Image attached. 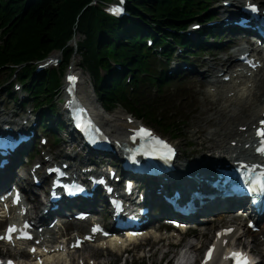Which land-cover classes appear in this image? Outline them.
<instances>
[{"label":"trees","instance_id":"1","mask_svg":"<svg viewBox=\"0 0 264 264\" xmlns=\"http://www.w3.org/2000/svg\"><path fill=\"white\" fill-rule=\"evenodd\" d=\"M89 2L0 0V71L10 73L19 68L21 88L33 109L41 111L42 130H56L60 124L50 123L54 119L51 96L57 88L59 71L33 75V63L56 51L65 65L76 52L101 106L111 110L120 107L154 125L162 134H171L176 130L171 119L173 104L162 93L168 81L164 72L158 74L153 68L160 61L150 54L143 33L151 36L153 46H163V57L172 42L177 45L182 41L175 34L186 29L190 21L212 18L205 6L209 0H125L127 15L136 20L124 18L120 22L104 16ZM75 35L80 40L73 48L69 43ZM181 46L193 49L189 43ZM113 65L123 71L116 72ZM126 72L128 79L124 77ZM149 88L155 89V98L145 94Z\"/></svg>","mask_w":264,"mask_h":264},{"label":"bare ground","instance_id":"2","mask_svg":"<svg viewBox=\"0 0 264 264\" xmlns=\"http://www.w3.org/2000/svg\"><path fill=\"white\" fill-rule=\"evenodd\" d=\"M227 1V0H226ZM233 3V2H230ZM220 8V4L218 6ZM75 37V36H74ZM74 37L71 39V42L69 43L70 46L74 47L76 40H74ZM190 42V41H189ZM209 41L201 42L202 46L211 45L207 44ZM201 44L191 45L193 46V49H189L186 55L184 56H190L192 52L194 51H201L202 47ZM207 48V47H206ZM232 53H230L231 55ZM54 55V56H53ZM52 56L56 59L58 56L53 54ZM76 52H74L71 57H76ZM227 55L224 60H216L214 59V62L212 65L207 66L206 69H203L201 76L198 77L199 74H197V69H193V73L195 74H189L188 76H191L193 85L185 88V92L191 93V88L196 85V82L201 83L203 86H198L199 90L194 91V94L191 96V102L194 103V106L191 109V112H195V117H197L199 120H195L198 122L192 131L193 138L189 141L195 147V159L188 162V164H197L201 168L209 161L212 162H218L221 157L226 156V154H235L240 149L241 144L246 143L247 136L243 133L238 134V128L240 126H244L245 124H254L255 120L259 117L261 113V109L263 108V92H264V74L263 70L260 68L256 73L254 79H248L246 82H241L242 88H238L237 90H234L233 84L228 83H221L220 78H223L225 76H229L231 74V70L233 68L232 61L230 60L232 56ZM78 56V55H77ZM52 57V58H53ZM80 58V57H79ZM35 66L40 65H47L46 62L42 61L41 63H38L37 61L33 63ZM50 64V63H49ZM202 66V63H201ZM225 68V71L219 70L218 67ZM172 68L175 67V63L171 65ZM221 73V76L218 78L216 75ZM80 74V73H79ZM209 75L208 77L214 78L213 82L218 83L214 87V93L207 90L208 88H212L213 86H206L208 85V82L204 80V77L202 75ZM207 77V76H206ZM196 78V79H194ZM232 79V78H231ZM198 80V81H196ZM92 82V81H91ZM250 83V87L245 88L246 85ZM232 92V94H231ZM79 96L87 103L88 107L91 108L92 114L96 117L101 127H103V130H105L106 133H108V137L114 141L117 140L118 142H121L120 136L123 135L125 132V128H134L135 125L132 124H126L124 119H121L120 115H113V116H106L103 113H105V107L101 106L100 103L97 100V96L94 94V89H92L91 92L86 93V91H80L78 92ZM199 100L196 101V98ZM249 102L248 105H246V102ZM4 104L2 103L0 105V115L6 116V112L1 108ZM197 105V106H196ZM38 112L34 109H32L31 117L33 116V113ZM54 113V112H53ZM41 115V111L38 114V117ZM55 115V113H54ZM34 118H38L37 114L33 116ZM56 123V120H51L52 126ZM72 139V138H71ZM242 141V143H241ZM235 143L234 147H231V143ZM175 148L177 147L176 144L173 145ZM72 147V144L69 148ZM114 149V147H113ZM226 153V154H225ZM246 153V152H245ZM65 156L62 157L59 155V157H62L63 159H68V155L64 154ZM58 157V155L56 156ZM204 164V165H203ZM208 164V163H207ZM19 179L25 181V174L24 172L19 173ZM44 181H42L43 183ZM174 182L178 183V179L175 178ZM41 183V185H42ZM187 186L186 183H183V187L185 188ZM151 198H149V201ZM151 203L154 204L153 201ZM153 209V207H152ZM222 217V218H221ZM229 215H220L218 218V221L222 220L223 218H228ZM89 225V222L85 221L83 223H74L73 224V230L75 233L78 231L84 232L86 227ZM62 226L66 227L67 223L62 224ZM204 228H199V230H202ZM48 235H55L53 231L47 232ZM72 234V233H71ZM84 234V233H83ZM82 234V235H83ZM203 235L207 233H202ZM261 232L256 234L255 236L260 235ZM73 235V234H72ZM206 236V235H205ZM223 238H221L222 240ZM227 242L231 241V238L226 239ZM73 242V241H71ZM214 245V251L212 252V256H214V261L218 264L220 254H221V248H222V241H212L210 244ZM230 245V244H229ZM253 248H256L257 242L254 239L252 242ZM264 244H262L263 248ZM111 249L114 251L116 248L111 246ZM50 248L57 249L56 245H51ZM48 248V249H50ZM190 250V251H189ZM189 246L188 251L190 252L194 251ZM89 251L90 254H95L97 251L94 249L86 250ZM117 251V250H115ZM15 254H19L21 256H25L24 252L19 250V248L14 252ZM262 254L264 255V248L262 249ZM59 255V254H58ZM55 253L49 254L47 257H44L43 264H63L65 259L66 262L70 264V258L58 256ZM63 261V262H62Z\"/></svg>","mask_w":264,"mask_h":264},{"label":"rangeland","instance_id":"3","mask_svg":"<svg viewBox=\"0 0 264 264\" xmlns=\"http://www.w3.org/2000/svg\"><path fill=\"white\" fill-rule=\"evenodd\" d=\"M212 1L215 2V5L213 7H217L222 0H212ZM230 1L242 2V0H230ZM253 1L254 3H260V1L258 0H253ZM261 3H264V0H262ZM262 6L264 7V5ZM191 25H193V23L189 25L186 32H189ZM74 40L79 41L80 40L79 36L75 35ZM229 40L230 38L228 39L225 38L224 41L218 44V45L221 44V46H218L217 48L216 47L210 48L212 49V51L216 49L217 51L220 52L219 54L214 55L212 58L208 56L198 57V55H195V57H193V59L192 60L190 59V60L192 62L198 63L199 65H201L202 63L203 65L202 67L204 69H206L207 66H210L213 63L214 61L213 58H215L216 60L218 59L224 60V58H226V56L230 55V53L232 52V50L227 48V46L229 45H225V43L228 42ZM207 44H209V42ZM57 55H58V59L60 62V56L59 54ZM171 58H172L173 63L175 61H178L179 59L177 58L176 55L171 56ZM232 59L234 60V58ZM190 60L187 64L191 63ZM79 61H80V58L79 56L76 55V57H71L67 63L70 65H73L75 70H77V65L78 63H80ZM60 64L61 63H59V65ZM168 67L169 68L171 67V62L169 63ZM116 72H121V71L117 70ZM81 74H82L83 85H81L80 89L83 90V88H85L86 89L85 91L89 93L90 88L88 85V75L82 70H81ZM191 76L182 77L180 75L179 79L168 81L169 82L168 85L164 86L162 90V93H164L168 102L173 104V108H172L173 114L172 115H173V118L175 119L173 124L177 126L176 130L171 132V134L164 135L157 129V127L153 126L152 124L148 122L146 123L145 120L141 118H138L136 120L137 122L151 128L157 135H160L162 138L167 139L173 145L176 144L177 146L176 149L178 151V156H177L178 163H183L184 161L189 162L195 159V155H196L195 147H193V145L191 144L189 140L193 138V135H190V134H192V131L194 130V128H196L195 125L198 123L195 120H199V119L195 117L196 115L195 112L193 113L191 112V109L194 106V103L191 102L192 100L191 96L192 94H194V91L199 90L198 86H203V85L199 82H196V85L191 88V91H190L191 93L185 92L186 91L185 88L193 85L192 82L194 80H192ZM195 76L197 77L196 74ZM0 83H3V85L0 87V105L2 103L4 104L3 106H1V108L5 110L6 113L8 114L15 113L17 117L22 118V117H25V115L27 116V114L31 111L30 110L32 108L31 104L27 103L20 110L18 108V104L12 99V98L14 99L25 98L21 90L14 92L15 88H13V86H14V83H16L15 78L12 77L8 79L7 71L3 70V71H0ZM145 94H147L149 98H155L157 96L155 89H152V88H149L148 90H146ZM53 96L55 98L54 103L58 102L59 100L58 96H60V90L55 91ZM198 100H199V97L198 99L196 98V101ZM56 106H57V103H56ZM41 110H44V109L42 108ZM39 113L40 111L35 112L33 113V116L37 114V117H38ZM55 113L57 114V111ZM117 114L120 115V117H124V114L127 115V113L122 111V109L117 108V109H114L113 112L109 113L108 116H113ZM19 121L20 119L18 120V122ZM55 135L58 137L60 142L57 145L59 150L54 151L53 149V152L49 151L51 152V154H53V158L58 159L59 155L64 156L63 154H67L68 156H73L75 155V152L76 154H79L81 156L84 155L83 153L78 152L77 150L73 152H68V150L70 149L69 147L73 143L70 140V137L67 135L66 131L57 132L55 133ZM172 137H174L175 139H173ZM50 141L51 139L47 140L46 148L47 147L49 148ZM36 144L38 145L37 142ZM41 150H45V149H41ZM57 155L58 157H56ZM97 158L98 157H92L89 159L90 161H92V160H96ZM85 159L86 157H83V159L81 158V161L83 160L85 162ZM104 159L105 161L108 162L107 158H104ZM78 161L80 160L77 159V162ZM227 222H230L229 219L222 220L220 221L219 224L217 222H214L213 224L209 222V224L207 225L203 224L201 225V227L204 229L198 230V234H196L195 236H187L186 239L182 240L183 248H187V251H188V247L190 246L192 250H194V251L191 250L192 252H190L187 260L184 263L185 264H195L193 262L196 256L198 255L197 258L200 257V251H198L199 245H202V247H204L210 240L209 238H210L211 232L214 230H217L218 228H220V226L226 224ZM204 232L207 233L205 234L206 236L202 234ZM251 236L253 240V238L255 237L253 235ZM260 238L261 237L258 236V239L256 240L258 243L256 248H253L252 242L249 243L248 238L241 240L239 245H241V248L243 249L250 248L251 249L250 251L254 255H260L261 250H262L261 244L259 243ZM177 239H178L177 234H173V233L168 234L167 232L163 233L162 231H159L152 235V239L141 240L139 244L135 246H130L131 249L128 253L127 258H124V256L122 255H116V254H112L110 252H106L102 250H96L97 252L92 255L90 254L89 251H86V250H90L91 248H85L83 250L73 253V255L70 256L72 258V262L70 264H171L174 261V259L173 260L171 259V256L174 254V252L170 251L168 248L175 245L178 242ZM2 253H3V250L0 248V254ZM180 253L176 252L177 258ZM65 262H66V259L63 264H68Z\"/></svg>","mask_w":264,"mask_h":264},{"label":"snow or ice","instance_id":"4","mask_svg":"<svg viewBox=\"0 0 264 264\" xmlns=\"http://www.w3.org/2000/svg\"><path fill=\"white\" fill-rule=\"evenodd\" d=\"M253 10H255V9H253ZM69 79H70V81H73L74 82L75 77H70ZM262 123H264V122H262ZM257 134L259 136H261L262 138H264V129L258 130ZM137 135L140 136L141 138H145V137H151L152 134L147 129L141 128L137 132ZM154 142L157 145H162L165 149H167V151L169 153L171 152V149L168 148L167 145L163 144L162 141H160V140L157 139ZM260 151L264 152V147H262L260 149ZM262 175H264V173H262ZM256 184L259 185V187H260V189L262 191H264V181H261V180L258 179L256 181ZM17 202H18V197H17ZM95 230H97V229H94V231ZM17 231H19L21 233V235L19 237L20 239H31V237L27 235V232L26 231H24L22 229H17L14 225H10L9 228H8V230H7V235L6 236H0V239H8L10 241L11 238H12V233L13 232H17ZM230 231L231 230H226L225 233H220V234H218V236L219 235H225V234H227ZM33 251H35V249H33ZM213 251H214V247L212 249H209V252L207 253V256H206V259H205V264H207V260L211 258V255H212V252ZM227 258H231V259L235 260L236 261V264H248L247 258L244 256L243 253H236V252H234V253H231L230 257H227Z\"/></svg>","mask_w":264,"mask_h":264}]
</instances>
